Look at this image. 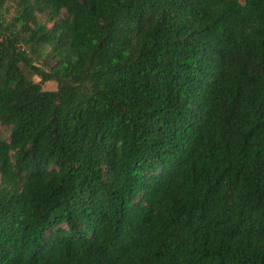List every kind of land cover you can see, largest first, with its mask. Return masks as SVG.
<instances>
[{
    "label": "trees",
    "instance_id": "obj_1",
    "mask_svg": "<svg viewBox=\"0 0 264 264\" xmlns=\"http://www.w3.org/2000/svg\"><path fill=\"white\" fill-rule=\"evenodd\" d=\"M0 264H264V0H0Z\"/></svg>",
    "mask_w": 264,
    "mask_h": 264
},
{
    "label": "rangeland",
    "instance_id": "obj_2",
    "mask_svg": "<svg viewBox=\"0 0 264 264\" xmlns=\"http://www.w3.org/2000/svg\"><path fill=\"white\" fill-rule=\"evenodd\" d=\"M35 79L37 81H40L41 80L38 77H36ZM43 87H44V90H56L57 89V83L54 82V81L46 82ZM1 129L3 130V132H5L6 135L8 134L7 133V127L6 126L2 125Z\"/></svg>",
    "mask_w": 264,
    "mask_h": 264
}]
</instances>
